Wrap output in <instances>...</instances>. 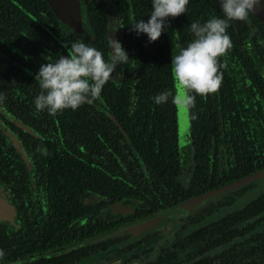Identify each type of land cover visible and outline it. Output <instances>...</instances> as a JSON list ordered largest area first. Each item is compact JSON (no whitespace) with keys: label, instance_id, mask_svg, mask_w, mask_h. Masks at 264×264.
Instances as JSON below:
<instances>
[{"label":"trees","instance_id":"trees-1","mask_svg":"<svg viewBox=\"0 0 264 264\" xmlns=\"http://www.w3.org/2000/svg\"><path fill=\"white\" fill-rule=\"evenodd\" d=\"M80 1L83 32L59 19L47 0H0L6 107L0 112V185L17 211L15 223L0 221V264L89 263L113 249L123 264L136 261L155 249L159 232L136 242L113 233L264 168V22L251 12L229 22L232 47L218 58L221 83L214 93L197 95L190 110L186 167L178 108L152 97L174 88L171 56L191 39L192 21L222 15L219 0H189L186 13L170 18L151 43L129 26L132 18L148 19L150 0ZM114 17L124 26L110 35L130 55L113 73L119 79L75 111L37 112L39 66L67 55L62 42L79 38L107 56ZM186 169L188 185L181 178ZM256 187L251 182L210 197L189 213L171 243L140 264H264V191L212 218ZM117 202L133 211L114 213Z\"/></svg>","mask_w":264,"mask_h":264},{"label":"clouds","instance_id":"clouds-1","mask_svg":"<svg viewBox=\"0 0 264 264\" xmlns=\"http://www.w3.org/2000/svg\"><path fill=\"white\" fill-rule=\"evenodd\" d=\"M259 0H219L222 15H211L201 22L189 24L191 39L171 56V70L174 80L172 90L164 89L152 99L157 105L171 101L179 110L189 111L195 104V97L214 93L221 83L222 66L218 58L232 47L227 31L230 21H244ZM189 0H150L148 19L132 18L130 30L137 36L144 34L148 43L157 40L169 27L170 18L186 13ZM115 29L109 28L107 56L83 38L62 42L67 55L45 59L35 73L40 91L32 103L37 112L47 111L56 115L65 109L75 111L78 107L99 98L109 80L119 79L113 75L118 64L127 65L130 55L114 35L118 27L124 26L120 18H112ZM4 97L0 95V112L6 110Z\"/></svg>","mask_w":264,"mask_h":264},{"label":"rangeland","instance_id":"rangeland-1","mask_svg":"<svg viewBox=\"0 0 264 264\" xmlns=\"http://www.w3.org/2000/svg\"><path fill=\"white\" fill-rule=\"evenodd\" d=\"M114 27L115 26L113 24L112 28L115 29ZM86 29H87V27H86ZM84 30H85V28H84ZM173 50H177L176 46H173ZM178 132H179V145L181 148L182 160H183L184 165L187 167V166H189V164L191 162V158L189 157L190 156L189 146L191 143L190 110L189 111H181L178 109ZM190 177H191V175L189 174V171L187 169L184 170L181 178H182V181L185 185L189 184ZM254 182L256 183L257 187L253 191H250V192L248 191L246 198L242 202H238L237 204H235L231 208H224V209L220 210L219 212L215 213L212 216V218L220 217L229 211L235 210V209L243 206L244 204H246L251 199L258 196L260 193H262L264 191V177H262L260 179H256ZM218 195H220V194H218ZM212 198L213 199L216 198V195L213 196ZM195 204H197V203L195 202L192 205V206H195V207H193V209L197 207V205H195ZM204 205L205 204H203V205L201 204L200 207H202ZM190 209L191 208H184L182 206H179L176 208L168 209L166 211H162L160 213V215L151 217L152 219L149 218V220H147V221L142 220V221H144L143 225L148 227V226H150V224H153L152 222H153L154 218H156V217L158 218L157 222L152 227H150L148 229L143 230V229H141V227L133 228L134 225H138L139 222H137V223H134V224H131V225H128V226L122 228V230L119 229L116 233H113L111 236H121V235H125V234H130L129 241L130 242H136L137 240L146 237V235H147L146 233L150 234L152 232H159L160 239L157 242H155V244L152 245L153 247H155V249L148 254L142 255L141 258H139L138 260L132 261L129 263V264H140L141 262H144V261H147V260L154 258L162 246L171 243L175 239L177 232H179L180 228L182 227V225L187 220V218L189 216V212H190L189 210ZM131 227H132V229L135 230L134 232L130 231L129 228H131ZM190 227L189 228L191 230H193L196 226L192 225ZM125 228H127V230L123 231V229H125ZM152 246L149 245L148 247H144L143 250H146V248H150ZM123 261H124V258L119 256L117 250L113 249V250L105 252L100 257V259L98 261L92 260L89 263L87 261H83L80 264H120Z\"/></svg>","mask_w":264,"mask_h":264},{"label":"water","instance_id":"water-1","mask_svg":"<svg viewBox=\"0 0 264 264\" xmlns=\"http://www.w3.org/2000/svg\"><path fill=\"white\" fill-rule=\"evenodd\" d=\"M47 1L49 2L52 10L55 12V14L58 16L59 19H61L66 24H69V26H71L76 31H79V32L84 31L80 0H47ZM251 13L256 15L262 22H264V5L262 3L258 2L254 6V8L251 10ZM262 177H264V168L257 172H254L250 175L243 177L239 181L223 185L220 188L214 189L199 197H195L183 203L181 206L184 208H193L195 206H192V205L195 202L197 203L195 205L198 206L202 204V202L206 201L212 196L237 189L246 184L254 182L256 179H260ZM111 208L114 213L128 214L133 211V209L130 206L123 205L122 202H117V203L112 204ZM16 215H17L16 207L13 204H11L6 197L2 195V187L0 185V221H9L10 223H15ZM157 219H158L157 217L154 218L152 222L153 224H150V226L148 227L143 225V222L145 221L144 220V221L139 222L138 225H134L133 228L141 227V229L143 230L148 229L157 222ZM129 229L131 232L135 231L134 229H132V227Z\"/></svg>","mask_w":264,"mask_h":264},{"label":"flooded vegetation","instance_id":"flooded-vegetation-1","mask_svg":"<svg viewBox=\"0 0 264 264\" xmlns=\"http://www.w3.org/2000/svg\"><path fill=\"white\" fill-rule=\"evenodd\" d=\"M196 208H198V207H196ZM196 208H194V209L191 208L189 211L191 212V211L195 210ZM190 212H189V213H190ZM157 215H160V213L157 214ZM157 215H155V216H157ZM152 217H154V216H152ZM149 218L152 219L151 217H149ZM149 218L145 219V221H146V220H149ZM121 230H122V229H121ZM126 230H127V228L123 229V231H126ZM155 233H156V232H152V233H150V234H155ZM146 234L148 235V233H146ZM147 235H146V236H147ZM106 236H107V235H106ZM106 236H105V237H106ZM139 240H140V239H139ZM137 241H138V240H137ZM84 242H85V241H81V244H84ZM88 242H89V241H87L86 243H88ZM57 254H59V252H58ZM120 264H123V263H120ZM127 264H129V263H127Z\"/></svg>","mask_w":264,"mask_h":264}]
</instances>
